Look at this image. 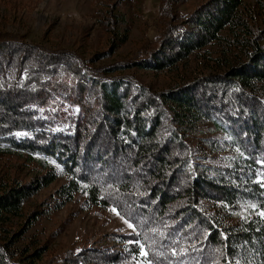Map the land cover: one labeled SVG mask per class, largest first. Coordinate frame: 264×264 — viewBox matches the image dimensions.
I'll use <instances>...</instances> for the list:
<instances>
[{"label":"trees","instance_id":"obj_1","mask_svg":"<svg viewBox=\"0 0 264 264\" xmlns=\"http://www.w3.org/2000/svg\"><path fill=\"white\" fill-rule=\"evenodd\" d=\"M243 1L211 0L137 65L164 70L224 39L225 29L245 30L235 40L246 60L162 92L94 74L75 58L59 61L71 54L17 60L20 45L35 48L0 41V152L47 167L34 186L0 193V219L62 175L65 201L82 192L94 205L115 207L134 228L116 241L119 255L93 250L101 264H264V45L248 32ZM65 75L76 83L83 117L44 116L47 84ZM202 120L223 137L201 149L185 138ZM10 248L0 244V264H23Z\"/></svg>","mask_w":264,"mask_h":264},{"label":"rangeland","instance_id":"obj_2","mask_svg":"<svg viewBox=\"0 0 264 264\" xmlns=\"http://www.w3.org/2000/svg\"><path fill=\"white\" fill-rule=\"evenodd\" d=\"M209 2L211 0H0V41L11 43L12 40L35 48L29 52L25 51L26 46L20 45V49L14 51L17 60L24 53H30V59L40 53L71 54L59 61L69 63L75 58L80 68L89 67L94 74L135 79L150 91L162 92L187 82L205 81L210 75L224 73L230 65L246 60L241 51L243 47L236 45L239 42L235 40L236 34L241 38L245 30L225 29L221 33L224 39L194 51L164 70L137 65L176 26L188 27L182 20L195 18V12ZM239 10L248 32L264 45V0H244ZM71 79L67 75L58 76L47 84L52 90L48 93L47 105L41 109L44 116L58 114L59 119H65L77 113L78 117H83L81 95ZM195 132L196 136L189 135L185 141L201 149L208 145V139L223 137L206 120L198 124ZM46 171L45 164L35 158L30 160L22 153L0 152V193L10 192L19 184L34 186ZM66 182L65 176L55 177L31 194L17 213L2 215L0 244L8 242L23 264H101L98 261L100 250L119 255L117 251L123 245L116 241L134 232L129 220L115 207L94 205L82 192L73 193L70 200L65 201L58 189ZM83 254V259L79 260ZM118 264L149 263L122 260Z\"/></svg>","mask_w":264,"mask_h":264},{"label":"snow or ice","instance_id":"obj_3","mask_svg":"<svg viewBox=\"0 0 264 264\" xmlns=\"http://www.w3.org/2000/svg\"><path fill=\"white\" fill-rule=\"evenodd\" d=\"M130 227H131V225H130Z\"/></svg>","mask_w":264,"mask_h":264}]
</instances>
